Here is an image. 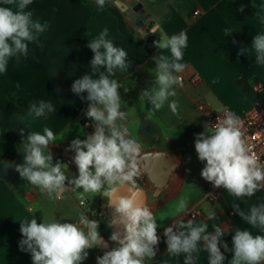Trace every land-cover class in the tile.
Wrapping results in <instances>:
<instances>
[{"label": "crops", "instance_id": "obj_1", "mask_svg": "<svg viewBox=\"0 0 264 264\" xmlns=\"http://www.w3.org/2000/svg\"><path fill=\"white\" fill-rule=\"evenodd\" d=\"M87 1L88 6L81 0H32L26 10L32 12L34 21L47 22L49 27L36 42L28 45L26 57L10 58L7 71L0 73V128L9 131L18 146L16 156L5 161L9 167L6 171L5 162L0 163V264H32L31 254L19 248L23 238L20 222L32 218L38 223L47 217L79 224L83 213L99 221L98 231L109 249L117 246L109 240L111 234L106 231L111 218L103 193L86 194L85 206L80 205L82 200L77 192L70 189L62 192L60 199H49L47 193L29 185L14 168L16 163L23 162L28 133L43 134L47 127L58 137L61 133L65 135L49 145L53 163L66 164L69 178L78 175L72 162L74 152L65 149L73 139H85L94 128L86 116L87 93L78 96L72 92L71 85L84 74L96 79L100 72H105L99 68L93 73L86 50L87 43L105 28L109 29L107 39L127 52V67L114 70L115 79L121 85L118 89L121 111L127 113L126 119L119 123L128 127L141 144L142 154L168 152L177 163L169 186L159 196L153 195L154 186L142 168L136 178V186L144 187L149 194L147 206L159 225L157 254L146 264H183L184 254L167 253L164 237V229L177 219L185 222L191 219L194 225L206 222L210 233L215 231L213 225L220 226L225 232L221 239L228 245L227 251L221 245L226 257L223 264H232L235 229H247L254 236L264 235L260 228L243 221L232 205L238 204L247 213L252 206L264 203V188L252 197L241 198L225 190L217 204L204 201L206 181L200 173L205 162L198 159L194 145L196 135L205 131L204 125L209 124L214 113L228 108L241 117L259 98L264 99V64L256 63L251 48L253 38L264 34V0H106L103 9L95 0ZM0 6L16 10L14 4L5 5L4 0H0ZM127 8L145 13L147 19L141 31L131 23L125 12ZM157 25V33L152 34L151 29ZM225 29L232 34L226 36ZM182 31L188 35L181 61L186 67L175 73L183 81L174 88L176 96L170 97L179 102L177 113L173 114L166 103L155 111L152 119H147L151 104L140 94L154 86V57L171 58L170 50L157 49L153 41ZM242 48H249L248 52L240 54ZM256 83L262 84L259 92L253 89ZM41 100L52 103L56 110L39 118L29 115L30 105ZM182 196L188 197L187 211L173 217L171 213ZM194 209L203 216L192 218ZM209 213H214L212 219H208ZM199 247L201 250L194 253V264H208V253L203 250L202 242ZM87 251L88 257L82 264H97L96 258L105 249L95 247Z\"/></svg>", "mask_w": 264, "mask_h": 264}, {"label": "clouds", "instance_id": "obj_2", "mask_svg": "<svg viewBox=\"0 0 264 264\" xmlns=\"http://www.w3.org/2000/svg\"><path fill=\"white\" fill-rule=\"evenodd\" d=\"M32 0H4L0 6V73L7 71L9 59L27 56L28 45L36 42L39 36L49 27L32 19V12L26 9ZM96 5L103 9L106 0H95ZM243 11V7L240 8ZM159 26L151 29L157 33ZM232 33L225 29V35ZM109 29L105 28L99 36L89 41L88 47L94 53L90 62L93 73L99 68L98 78L89 74L76 79L71 90L76 95L87 93V118L92 122L94 131L85 139H73L66 151H73L72 162L78 175L71 178L66 175V164L61 161L53 163V155L49 145L63 139L45 127L43 134L29 132L24 145L23 162L16 163L14 168L19 176L29 185L47 193L49 199H60L66 190L77 192L78 198L86 199L88 193H103L107 198V206L113 209L109 227L119 226V230L111 233L109 240L117 247L109 249L98 231L99 221L89 219L85 214L79 216V224L62 222L58 219L36 218L20 222L22 239L19 248L31 254L32 264H82L88 257L89 249L99 247L105 249L102 256L96 258L97 264H146L154 260L160 237L157 234L158 223L153 211L138 201L136 178L141 175L142 155L141 144L134 138L129 128L121 121L127 117L121 111V96L118 89L121 85L116 79L114 70L127 67V52L122 47L114 46L107 39ZM188 35L180 32L170 38H160L153 41L157 49H168L171 58L164 55L154 57L156 68L154 86L142 90L140 97L147 98L151 108L147 119H152L155 111L166 103L173 114L177 113L179 102L170 100L176 96L175 86L180 79L175 73H180L186 67L183 60V49L187 47ZM257 64H264V34H257L252 41ZM249 48H242L240 54H246ZM127 92L128 89L124 88ZM81 99H85L81 97ZM56 109L53 104L44 100L32 103L29 115L37 118L45 116ZM223 118L217 117L214 125L205 124V131L196 135L195 151L198 159L204 163L201 177L210 182L214 188H223L236 198L252 197L264 188V163L253 151L241 131V120L233 112L223 110ZM20 135L24 133L21 130ZM160 154H157L159 156ZM6 171L7 162L3 166ZM128 186L130 195H117L118 187ZM82 191H78L81 190ZM188 207V197L182 196L171 213L173 217L185 213ZM232 208L236 214L252 227H258L264 232V203L252 206L248 212L241 210L238 204ZM214 213H209L212 219ZM214 233L208 231V224L201 222L194 225L193 221L176 220L164 229L167 253L170 255L184 254L183 264H194L201 249L208 253V264H223L226 257L221 252L224 230L213 225ZM232 264H264V235H253L249 230L235 229L232 235Z\"/></svg>", "mask_w": 264, "mask_h": 264}, {"label": "water", "instance_id": "obj_3", "mask_svg": "<svg viewBox=\"0 0 264 264\" xmlns=\"http://www.w3.org/2000/svg\"><path fill=\"white\" fill-rule=\"evenodd\" d=\"M125 12L130 17V21L138 31H141V27L144 21L147 19L145 17V13L140 9L132 8L126 9ZM139 13V14H138ZM146 36H149V32L146 33ZM145 38V34H143ZM157 154H160L157 156ZM145 156V159L141 160V168L146 173L150 183L154 186L153 195L159 196L164 189L169 186V182L177 169V163L173 160L172 156L168 152L163 151H149L142 154ZM128 186L118 187L117 195L127 196L130 193L127 190ZM134 191L138 192V201L145 205L148 204L149 194L147 190L142 186H136ZM108 215L112 216L113 209L111 207H107ZM119 230V226H112L111 232ZM117 247V246H116Z\"/></svg>", "mask_w": 264, "mask_h": 264}, {"label": "built area", "instance_id": "obj_4", "mask_svg": "<svg viewBox=\"0 0 264 264\" xmlns=\"http://www.w3.org/2000/svg\"><path fill=\"white\" fill-rule=\"evenodd\" d=\"M195 14H198V12ZM182 81L183 79L181 78L180 82ZM261 88V83L253 85V89L256 92H259ZM224 109L232 112L228 108ZM223 110L210 116L208 120L210 125H214L217 122V117L223 118ZM239 118L241 120V131L243 132L245 139L253 147V151L260 158L261 162L264 163V99L259 98L254 106ZM224 191L223 188H214L210 182L206 181L203 200L211 204H217L219 196L222 195ZM80 205L85 206L86 202L82 200ZM202 216L203 214L199 210L194 209L191 212L192 218H201Z\"/></svg>", "mask_w": 264, "mask_h": 264}, {"label": "trees", "instance_id": "obj_5", "mask_svg": "<svg viewBox=\"0 0 264 264\" xmlns=\"http://www.w3.org/2000/svg\"><path fill=\"white\" fill-rule=\"evenodd\" d=\"M81 1L84 5H89L87 0ZM86 50L88 57L92 60L94 53L88 47V43L86 45ZM111 78L115 79V75ZM17 152L18 146L12 134L3 128H0V163L12 159L16 156Z\"/></svg>", "mask_w": 264, "mask_h": 264}, {"label": "rangeland", "instance_id": "obj_6", "mask_svg": "<svg viewBox=\"0 0 264 264\" xmlns=\"http://www.w3.org/2000/svg\"><path fill=\"white\" fill-rule=\"evenodd\" d=\"M106 229H107L106 231H107L109 234L112 233V232H111V227L107 226Z\"/></svg>", "mask_w": 264, "mask_h": 264}]
</instances>
